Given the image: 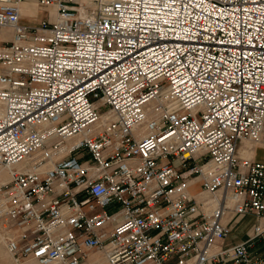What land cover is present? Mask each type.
Returning a JSON list of instances; mask_svg holds the SVG:
<instances>
[{
	"label": "built area",
	"instance_id": "1",
	"mask_svg": "<svg viewBox=\"0 0 264 264\" xmlns=\"http://www.w3.org/2000/svg\"><path fill=\"white\" fill-rule=\"evenodd\" d=\"M243 139H264V0H0L16 258L264 264V161Z\"/></svg>",
	"mask_w": 264,
	"mask_h": 264
},
{
	"label": "crops",
	"instance_id": "2",
	"mask_svg": "<svg viewBox=\"0 0 264 264\" xmlns=\"http://www.w3.org/2000/svg\"><path fill=\"white\" fill-rule=\"evenodd\" d=\"M84 1L93 3L94 0H84ZM21 6H22V8H23V10L25 12H32V11H34V8L36 7V4H34V3L30 4V3H25L24 2V3L21 4ZM35 13L37 14V18H34V17L31 18V17H28V16H24L23 21L25 23H29L28 20H30V21L36 23L44 15V12L42 10H40V7H38V11L36 10ZM35 13H33L31 15H34ZM27 15H30V14H27ZM239 154H240V156H245V157H249V158H252V159H258V160H263L264 161V145L256 147L252 143L244 140L240 144ZM246 220H250V223H248L246 225V227L243 228L242 224H244V222ZM255 221H256V218L253 215H248V216L243 217L234 227V232H235L234 238H236V236L243 235L251 227V225Z\"/></svg>",
	"mask_w": 264,
	"mask_h": 264
},
{
	"label": "rangeland",
	"instance_id": "3",
	"mask_svg": "<svg viewBox=\"0 0 264 264\" xmlns=\"http://www.w3.org/2000/svg\"><path fill=\"white\" fill-rule=\"evenodd\" d=\"M93 2H95V0ZM28 22L31 23L32 21L28 20ZM32 23H34V22H32ZM246 140L249 141L250 143H252L256 147L264 145V139L263 140H257V141H253V140H249V139H246ZM0 175H2V174L0 173ZM2 177L4 178L3 175H2ZM248 223H250V220H246L244 222V224H242L243 228L246 227V225ZM0 264H38V263L35 259L34 260H32L31 258L18 259L15 256H13L11 253H9L7 251V248L5 246L3 238L0 234Z\"/></svg>",
	"mask_w": 264,
	"mask_h": 264
},
{
	"label": "bare ground",
	"instance_id": "4",
	"mask_svg": "<svg viewBox=\"0 0 264 264\" xmlns=\"http://www.w3.org/2000/svg\"><path fill=\"white\" fill-rule=\"evenodd\" d=\"M82 2H83V4H86V5H94L95 4V2H86V1H84V0H81ZM22 3H24V2H22ZM21 3V4H22ZM25 3H34L35 4V2H33V1H31V2H25ZM21 9H22V12L24 13V14H33V13H35L36 12V7L34 8V11H32V12H25L24 10H23V8H22V6H21ZM244 140H246V139H243L242 140V142L244 141ZM247 141V140H246ZM249 142V141H248ZM240 148V147H239ZM238 154H239V150H238ZM240 155V154H239ZM3 176H4V178L2 177V175H0V177L2 178V179H5V177H6V172L5 171H1L0 172ZM8 251V250H7ZM32 260H34L33 258H31Z\"/></svg>",
	"mask_w": 264,
	"mask_h": 264
}]
</instances>
